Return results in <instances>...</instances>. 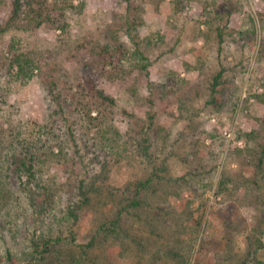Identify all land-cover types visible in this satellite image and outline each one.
<instances>
[{"label": "rangeland", "instance_id": "obj_1", "mask_svg": "<svg viewBox=\"0 0 264 264\" xmlns=\"http://www.w3.org/2000/svg\"><path fill=\"white\" fill-rule=\"evenodd\" d=\"M10 3L0 0V29ZM52 11L53 25L0 33V139L15 129L30 136L45 122L52 87L66 102L74 96L86 106L74 126L83 142L112 138L104 194L75 229L80 243L97 235L91 262L264 264V152L257 154L264 146V0H79L73 9L55 3ZM134 18L137 40L148 43L154 91L133 57ZM12 49L36 62L26 85L12 80ZM90 80L115 104L96 98ZM150 115L153 164L136 150ZM148 178V206L133 210L140 219L122 214L113 233L117 206L127 198L121 193ZM39 179L66 181L51 161ZM111 189L120 191L114 201Z\"/></svg>", "mask_w": 264, "mask_h": 264}, {"label": "trees", "instance_id": "obj_2", "mask_svg": "<svg viewBox=\"0 0 264 264\" xmlns=\"http://www.w3.org/2000/svg\"><path fill=\"white\" fill-rule=\"evenodd\" d=\"M75 1L79 0H11L10 12L0 33H29L44 25H53L55 20L52 6L62 2L73 9ZM129 24L128 31L131 32L134 43L133 57L138 62L137 67L147 89L154 91L155 84L151 81L147 68L148 43L137 40L136 18L129 21ZM118 52L116 50L108 54L105 51L102 58L107 59L109 55L114 58V53ZM6 59L15 71L12 80L20 85L30 82L38 70L36 62L24 52L12 49ZM118 62L121 63L122 60ZM221 76L219 73L211 82V96L216 93V85ZM93 82L94 80H90L95 97L106 106L114 105L115 100L105 95ZM54 86L56 87V83ZM48 96L47 119L36 124V129L30 136H23L20 130L15 129L7 137L0 139V245L5 246L9 242L4 254L0 255V264H45L51 260H55V264H95L91 262L90 253L97 243V235L91 236L88 243H80L75 229L84 209L94 198H100L104 194V176L110 163V153L113 154V140L106 138L104 143L99 141L92 144L83 142L74 126L79 121L80 109L86 106L81 102H74V96L70 98L71 102H66L60 94L55 93L53 87ZM154 120L155 115H150L149 122L141 127L143 138L136 141L139 156L150 164L156 163L157 157L152 148H158L154 141L151 142L149 134ZM260 151L264 152V146H260L257 154ZM197 160L201 161L199 158ZM260 160L262 161V157ZM49 161L62 167L66 178L64 184L57 186L40 182L41 166ZM164 163L165 161L162 162L163 170ZM96 166H100V172L96 171ZM202 171H205L203 165L199 169V172ZM152 184L153 179L148 178L145 182L128 185L121 193L127 198L122 201L123 205L121 203L117 206V218L111 222L113 233H117L116 222L121 219L122 214L135 215L140 219V215L133 210L138 209L139 212L148 206L146 195ZM117 192L120 191H107L108 199L114 201L119 197Z\"/></svg>", "mask_w": 264, "mask_h": 264}]
</instances>
